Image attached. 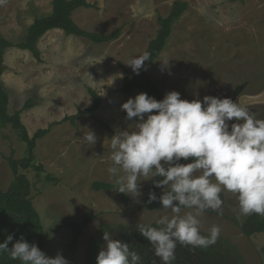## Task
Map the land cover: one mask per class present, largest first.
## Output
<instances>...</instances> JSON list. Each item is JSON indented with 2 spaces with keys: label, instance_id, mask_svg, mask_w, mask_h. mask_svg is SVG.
<instances>
[{
  "label": "rangeland",
  "instance_id": "obj_1",
  "mask_svg": "<svg viewBox=\"0 0 264 264\" xmlns=\"http://www.w3.org/2000/svg\"><path fill=\"white\" fill-rule=\"evenodd\" d=\"M174 1L88 0L92 7L77 9L73 21L82 30L102 36L121 29L118 39L95 44L53 30L35 45L39 62L28 51L6 50L2 83L9 96L8 112L13 114L26 102L31 103L21 113L29 136L88 108L92 103L89 90L100 99L93 118L53 125L46 137L37 141L35 164L42 165L41 171H18L29 180L32 204L44 231L42 251L50 257L59 252L74 264V227H84L85 214L136 211L146 190L151 189V178L141 177L143 195L135 201L126 194L127 199H122L115 190L97 192L91 186L94 182H115L108 172L113 151L110 138L137 122V118L127 119L121 105L139 94L120 92L123 69L133 72L126 64L144 53L158 29L157 15L165 16ZM180 1L188 8L174 23L165 48L148 69L163 98L171 91H178L181 99L188 101H202L206 95L231 98L264 119V0ZM51 10L52 0H5L0 4V35L18 44L35 18L45 17ZM160 61L169 62L167 68L162 70ZM235 122L233 118L230 124ZM88 130L97 136L92 147L83 139ZM25 154L26 145L16 132L0 128V191H7L14 179L6 159L20 160ZM183 161L181 158L180 163ZM221 197L232 220L241 226L249 215L240 214L238 196L225 190ZM105 230L112 232V239L129 243L142 256L143 264L154 260L161 264L139 229L102 228L90 240L92 253L98 254L105 247ZM251 240L264 264V232L252 235ZM175 255L174 264H203L200 247L178 243ZM219 255L218 264H241L226 244Z\"/></svg>",
  "mask_w": 264,
  "mask_h": 264
},
{
  "label": "clouds",
  "instance_id": "obj_2",
  "mask_svg": "<svg viewBox=\"0 0 264 264\" xmlns=\"http://www.w3.org/2000/svg\"><path fill=\"white\" fill-rule=\"evenodd\" d=\"M3 3L5 0H0ZM150 56L145 51L126 65L139 75L147 70L144 62ZM168 63L161 62L162 70ZM121 108L128 120L137 118V122L131 131L117 130L110 138L113 151L108 172L115 178L116 191L135 201L143 195L141 177H150L155 187L163 189L159 197L149 191L148 203L159 200L163 208L171 209V218L161 216L155 222L158 226L137 225L161 264H174L178 243L208 248L217 242L220 226L212 224L208 234H202L198 217L208 210H220L225 190L238 196L241 215L264 216V119L257 118L247 106L208 95L202 101H188L181 99L178 91H171L159 101L141 92ZM233 118L236 122L230 124ZM83 139L91 147L97 142L92 130ZM189 157L194 160L180 163L181 158L187 161ZM158 177L163 179H154ZM182 208L188 211L180 215ZM103 240L105 247L99 251L96 264H143L142 256L129 243L112 239V232L105 230ZM12 241L10 234L0 243V254L8 253L14 261L69 264L59 252L50 257L23 235L9 247Z\"/></svg>",
  "mask_w": 264,
  "mask_h": 264
},
{
  "label": "trees",
  "instance_id": "obj_3",
  "mask_svg": "<svg viewBox=\"0 0 264 264\" xmlns=\"http://www.w3.org/2000/svg\"><path fill=\"white\" fill-rule=\"evenodd\" d=\"M90 7H92V5H90L88 0H52L51 13L45 17L35 18L33 23L28 27L26 36L22 42L12 44L0 35V128L10 127L16 132L19 140L26 145V154L22 159H6L14 175V179L7 191H0V243H3L7 236L12 234L13 241L9 243V247H11L21 235H23L29 243H35L41 250L44 243L43 226L40 217L32 204L29 180L25 174H18L19 169H34L36 171H41L43 169L42 165L35 164L34 151L37 141L45 138L53 125H59L64 122L74 124L85 116L93 118V113L100 108V99L95 91L89 90L92 97V103L88 108L78 110L75 115L67 116L62 121L51 124L46 129H39L32 136H29L26 127L21 121V113L29 108L31 103L26 102L21 110L15 111L13 114H9L8 112L9 96L2 83V75L5 71L4 57L6 50L15 47L23 51H28L39 62L40 55L35 49V45L41 37L53 30H60L67 36L87 39L95 44L108 43L118 39L121 29L116 30L111 35L102 36L97 33L86 32L77 26L72 19L73 13L79 8L88 9ZM187 8L188 4L186 2L176 0L172 3L171 8L165 16L160 14L157 15L156 22L158 29L155 36L149 40L145 49V51L151 54L150 60L144 62L147 70H141L139 75H137L124 68L123 84L120 88L122 94L129 95L137 91L138 93H147L158 101L163 99L161 91L151 80L148 74V69L159 58L167 41L171 37L174 23L182 17ZM158 179H161V177ZM91 187L92 190L97 192L116 191L117 185L115 182L114 184L94 182ZM148 187H151V189L146 190V196L142 199L138 210L162 207L159 200L148 203V193L149 191H154L157 197H159L163 190L155 187L153 183L148 184ZM116 192L122 199H127L125 194L119 193L118 191ZM93 217L94 216L91 213L85 214L84 224L91 221ZM117 227L121 229H138ZM240 227L248 237L257 233H262L264 232V216H258L253 213L245 219ZM81 230V227H74L76 236L80 234ZM222 244H226L229 251L234 253L236 259L241 264H244L237 249L232 246L229 241L224 240L221 237L214 245H211L208 248H201L204 256H201L200 259L203 264H218V257H220L219 254ZM97 255L98 254L92 253V250L88 249L85 264H96ZM0 264H22V262L19 260L14 261L10 258L8 253H3L0 254Z\"/></svg>",
  "mask_w": 264,
  "mask_h": 264
},
{
  "label": "water",
  "instance_id": "obj_4",
  "mask_svg": "<svg viewBox=\"0 0 264 264\" xmlns=\"http://www.w3.org/2000/svg\"><path fill=\"white\" fill-rule=\"evenodd\" d=\"M194 160L189 157L187 161L181 163H190ZM186 209H181L180 215H183ZM167 215L169 218L173 215L171 209L157 207L153 209H139L136 211L107 212L93 217L86 223L80 234L77 236L73 261L74 264H85L91 238L102 228L108 226H119L126 228H138L140 223L156 225L155 222L161 216ZM201 220L200 231L207 235L208 229L212 224H217L221 228L220 237L237 249L239 256L244 264H263L262 258L250 237H248L242 228L232 221V213L223 204L222 208L213 212H206L198 217ZM35 244V243H34Z\"/></svg>",
  "mask_w": 264,
  "mask_h": 264
},
{
  "label": "flooded vegetation",
  "instance_id": "obj_5",
  "mask_svg": "<svg viewBox=\"0 0 264 264\" xmlns=\"http://www.w3.org/2000/svg\"><path fill=\"white\" fill-rule=\"evenodd\" d=\"M238 91V90H237ZM210 212H213V211H211V210H209ZM233 221V220H232ZM251 238V237H250ZM255 246V245H254Z\"/></svg>",
  "mask_w": 264,
  "mask_h": 264
}]
</instances>
